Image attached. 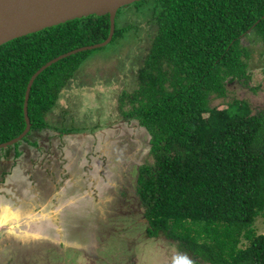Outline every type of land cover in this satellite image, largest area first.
<instances>
[{"label":"trees","instance_id":"trees-1","mask_svg":"<svg viewBox=\"0 0 264 264\" xmlns=\"http://www.w3.org/2000/svg\"><path fill=\"white\" fill-rule=\"evenodd\" d=\"M133 7L149 13L148 35L135 87L122 91L119 108L149 137L151 160L137 174L148 236L174 241L189 264H264V233L255 228L264 217V110L253 113L239 98L211 105L228 96L230 83L250 81L251 52L242 39L261 43L264 53V0H140ZM126 30L116 25L113 39ZM109 31L108 14L90 15L0 45V143L26 127L24 98L34 72ZM89 53L63 58L36 77L30 131L51 127L48 114Z\"/></svg>","mask_w":264,"mask_h":264},{"label":"rangeland","instance_id":"rangeland-1","mask_svg":"<svg viewBox=\"0 0 264 264\" xmlns=\"http://www.w3.org/2000/svg\"><path fill=\"white\" fill-rule=\"evenodd\" d=\"M137 9L130 4L117 12V28L128 30L108 45L90 50L88 59L48 114L51 127L32 130L18 142V146L23 144L18 151H25L14 165H24V169L18 168L13 176L6 178L9 152L0 155V176L4 178L5 188L13 194L15 221L16 215H25L24 225L32 230L35 225L31 217L40 215L33 211L35 208L50 210L51 207L67 216L77 207L80 215L71 217L72 223L95 238L86 244L90 257L86 258L85 251L63 247L59 250L58 264H189L174 241L162 234L158 237L147 234L145 208L137 194V174L139 166L151 160L149 137L144 127L136 121H126L120 113V95L123 90L135 87L148 35L144 20L149 13ZM242 42L251 52L250 81L230 83L228 96L213 99L211 105L224 108L227 106L224 100L245 99L254 113L264 110L263 47L250 37H243ZM64 128L71 131L62 132ZM34 138L38 144L28 148L25 141ZM17 145L0 148V153L12 152ZM16 210H24V214H17ZM87 210L89 215L83 213ZM255 228L258 233H264V217L257 218ZM80 235L85 239L84 234L78 238ZM33 245L43 243L33 242ZM47 253L51 260L43 264H56L55 254ZM16 260L15 255L10 256L6 263L14 264Z\"/></svg>","mask_w":264,"mask_h":264},{"label":"water","instance_id":"water-1","mask_svg":"<svg viewBox=\"0 0 264 264\" xmlns=\"http://www.w3.org/2000/svg\"><path fill=\"white\" fill-rule=\"evenodd\" d=\"M137 1L140 0H0V45L76 18L107 14L110 17V31L106 39L62 53L34 72L27 84L24 98L23 109L26 127L18 136L1 142L0 148L18 143L30 132L32 123L28 112V102L36 77L63 58L108 45L115 33L117 12L122 7Z\"/></svg>","mask_w":264,"mask_h":264},{"label":"crops","instance_id":"crops-1","mask_svg":"<svg viewBox=\"0 0 264 264\" xmlns=\"http://www.w3.org/2000/svg\"><path fill=\"white\" fill-rule=\"evenodd\" d=\"M8 155L13 159L10 153ZM8 163L7 169L9 172L5 174L6 178L7 176H13L15 170L20 166L14 165V159L10 162L6 161V165ZM3 180L4 178L0 176V264H5L6 259L14 255L17 258L14 264H40V262L34 261V255L36 254L34 252L39 248L47 246L52 248L51 245L60 246L62 243H66L67 240L78 246V228L72 223L71 219V217L80 215L77 214V207H73L70 214L66 213L67 216H62L61 213L51 210V207L50 210L35 208L33 211L37 210L36 212L40 215L36 218H33L34 215L31 217L35 225V228L31 230L28 225H24L27 221L24 218L25 215H16L18 217L15 221L13 217L16 214L13 209V194L10 192L11 189L5 188ZM53 198L56 197L53 196ZM51 199L47 198V200ZM24 207L26 206L24 205ZM16 212H18L17 214H24V210H16ZM45 219H48V221ZM33 242L43 243V245L32 246Z\"/></svg>","mask_w":264,"mask_h":264},{"label":"flooded vegetation","instance_id":"flooded-vegetation-1","mask_svg":"<svg viewBox=\"0 0 264 264\" xmlns=\"http://www.w3.org/2000/svg\"><path fill=\"white\" fill-rule=\"evenodd\" d=\"M63 132V131H62ZM23 145V144H22ZM22 145H21V147H22ZM30 144H29V147L28 148H30ZM31 147H34L33 145L31 146ZM23 148V147H22ZM20 150H22V149H20ZM9 152L12 156H13V159H14V155L12 154V152H14V154H15V149H13L12 150V152L10 151V150H4V151H2L0 154H2L3 152ZM25 151V150H24ZM23 153V152H22ZM22 156V155H21ZM20 156V157H21ZM8 159H6V160H8L7 162H10L11 160H13L12 159V157H10L9 155H8ZM20 157H18L17 158V160L20 158ZM15 161V160H14ZM21 167L24 169V165H21ZM21 167H19L20 169H21ZM18 169V168H17ZM23 171V170H22ZM122 187H121V191H122ZM125 190H126V188H125ZM141 206H142V204H141ZM83 213H86L85 215H89V211L87 210V211H84ZM83 216V215H82ZM111 216V215H110ZM83 223H85V222H83ZM77 228H78V235L79 234H84L85 235V239L81 236V238H78V241H79V243H78V246L77 245H74V243L73 242H70V241H66V243H62L60 246H56V245H51V247L52 248H48V246L47 247H43V248H40V250L38 249V250H36L34 253H36L35 255H34V261H36L37 263H39L40 261H39V258H40V260H41V262L40 263H45L46 261L47 262H49L50 260H51V255L49 254V253H47V251H51V252H53L54 254H55V257H56V259H57V261H56V264H58L59 263V259H60V255H59V250H60V248H63L64 247V250H69V249H73V250H81V251H85V253H83L85 256H86V258H88V256L90 257L91 256V254H90V252L88 251L87 252V245L86 244H88V243H90V242H94L95 241V238L94 237H91V234H89L88 235V233H87V230L86 231H84V230H82L80 227H79V225H75ZM97 236V235H96ZM85 245H86V247H85ZM88 255V256H87ZM32 258V257H31ZM89 260H91V259H89ZM46 262V263H47Z\"/></svg>","mask_w":264,"mask_h":264}]
</instances>
